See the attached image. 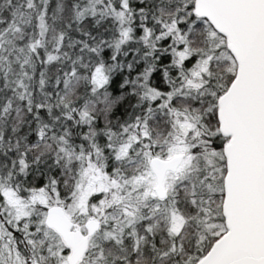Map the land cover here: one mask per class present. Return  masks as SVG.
I'll list each match as a JSON object with an SVG mask.
<instances>
[{"label":"snow or ice","instance_id":"obj_1","mask_svg":"<svg viewBox=\"0 0 264 264\" xmlns=\"http://www.w3.org/2000/svg\"><path fill=\"white\" fill-rule=\"evenodd\" d=\"M0 264H264V0H0Z\"/></svg>","mask_w":264,"mask_h":264}]
</instances>
